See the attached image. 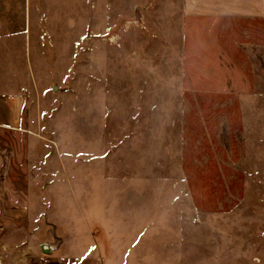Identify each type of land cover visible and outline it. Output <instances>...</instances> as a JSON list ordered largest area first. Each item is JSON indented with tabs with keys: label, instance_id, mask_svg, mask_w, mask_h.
Here are the masks:
<instances>
[{
	"label": "rangeland",
	"instance_id": "obj_1",
	"mask_svg": "<svg viewBox=\"0 0 264 264\" xmlns=\"http://www.w3.org/2000/svg\"><path fill=\"white\" fill-rule=\"evenodd\" d=\"M0 37V264H264L255 0H30ZM241 13V14H240Z\"/></svg>",
	"mask_w": 264,
	"mask_h": 264
},
{
	"label": "crops",
	"instance_id": "obj_2",
	"mask_svg": "<svg viewBox=\"0 0 264 264\" xmlns=\"http://www.w3.org/2000/svg\"><path fill=\"white\" fill-rule=\"evenodd\" d=\"M261 10L242 14L264 17V0H255ZM241 14V13H240ZM31 16L30 0H0V37L25 33ZM25 97L21 92H0V127L17 129L22 120ZM2 156L0 155V165Z\"/></svg>",
	"mask_w": 264,
	"mask_h": 264
}]
</instances>
